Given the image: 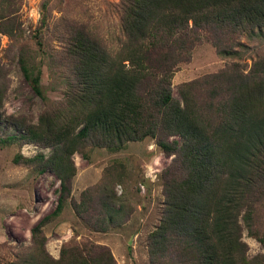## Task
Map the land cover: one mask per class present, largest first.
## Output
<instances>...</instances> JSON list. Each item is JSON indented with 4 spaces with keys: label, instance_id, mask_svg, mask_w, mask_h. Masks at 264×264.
<instances>
[{
    "label": "trees",
    "instance_id": "16d2710c",
    "mask_svg": "<svg viewBox=\"0 0 264 264\" xmlns=\"http://www.w3.org/2000/svg\"><path fill=\"white\" fill-rule=\"evenodd\" d=\"M120 7L123 39L116 49L84 23L70 22L60 34L65 62L50 67L60 99L48 95L37 58L20 52L17 63L45 104L37 123L5 114L9 79L0 63V147L51 148L50 155L19 152L13 161L38 163L40 173L49 170L60 182L55 209L31 229L32 244L5 264H117L107 246L92 241L65 243L53 257L44 227L70 199L96 231L123 224L111 178L79 202L72 197L74 155L89 158L86 148L96 147L116 152L147 137L172 157L161 173L164 205L148 237L150 263L264 264L257 220L264 214V56L248 71L241 63L264 37V0H121ZM20 8V0H0V39L20 36ZM243 35L252 43L242 42ZM205 41L220 57L238 61L182 83L178 98L171 79ZM3 125L19 133L2 136ZM94 216L99 225L90 221ZM245 230L263 246L252 258Z\"/></svg>",
    "mask_w": 264,
    "mask_h": 264
},
{
    "label": "rangeland",
    "instance_id": "374dc122",
    "mask_svg": "<svg viewBox=\"0 0 264 264\" xmlns=\"http://www.w3.org/2000/svg\"><path fill=\"white\" fill-rule=\"evenodd\" d=\"M120 1L20 0V36L12 39L10 35L2 34L0 39V63L7 70L9 79L4 98L5 114L37 123L45 109L42 99L27 82L17 63L23 49L42 65V82L48 95L60 99V94L52 88L54 81L50 69L52 63L61 65L65 62L61 61L60 54L65 44L60 34L70 22L84 23L95 30L106 45L116 49L123 39ZM240 40L252 43L245 35ZM252 44L259 51L253 49L251 55L254 57H245L241 62L246 71L258 57L264 56V37H257ZM235 61L238 60L220 57L208 41L197 45L191 61L181 63L171 79L174 95L180 98L178 88L182 83L218 72ZM17 133L19 130L14 126L2 127V136ZM86 151L89 158L81 153L74 155L77 173L73 179L72 197L79 202L84 191L100 188L111 180L110 186L114 187L117 196L114 205L122 208L121 215L127 219L108 231H96L80 218L70 199L60 216L44 227L48 251L58 258L65 243L92 241L107 246L117 264H151L147 242L149 234L162 218L161 173L171 163L172 157L165 155L150 137L130 141L125 149L116 152L100 147L86 148ZM19 152L26 157H34L39 153L50 155L52 149L22 142L0 147V264H5L13 259L15 252L32 244V227L50 214L58 203L60 182L56 175L49 170L40 173L38 163H14L13 159ZM98 220V216L90 218L95 225H99ZM257 220L264 233V214L258 215ZM243 240L248 244L250 258L263 252L262 244L247 230L243 233Z\"/></svg>",
    "mask_w": 264,
    "mask_h": 264
}]
</instances>
